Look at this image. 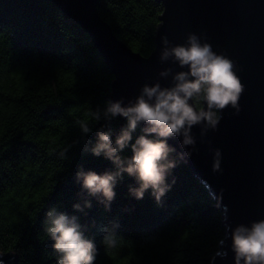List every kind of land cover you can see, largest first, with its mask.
<instances>
[{
  "label": "trees",
  "instance_id": "obj_1",
  "mask_svg": "<svg viewBox=\"0 0 264 264\" xmlns=\"http://www.w3.org/2000/svg\"><path fill=\"white\" fill-rule=\"evenodd\" d=\"M97 9L129 48L150 54L160 1L98 0ZM113 78L88 33L52 2L0 0V253H13V264H55L43 232L53 206L78 216L97 244L95 264H210L224 239L223 211L186 163L166 178L175 182L160 206L148 191L131 197L134 181L124 175L108 210L91 197L84 213L72 208L83 195L73 180L77 167L98 173L113 167L82 149L97 128L115 135L123 120L93 122L84 137L74 124L90 121V109L110 99ZM68 144L61 160L58 152ZM112 221L125 240L115 253L99 243L101 227Z\"/></svg>",
  "mask_w": 264,
  "mask_h": 264
},
{
  "label": "clouds",
  "instance_id": "obj_2",
  "mask_svg": "<svg viewBox=\"0 0 264 264\" xmlns=\"http://www.w3.org/2000/svg\"><path fill=\"white\" fill-rule=\"evenodd\" d=\"M160 44L159 61L171 62L179 69L164 68L158 72V77L170 78L168 86H162L159 80L144 83L134 98L126 102L123 97L106 99L103 107L90 109V121H74L84 137L91 132L93 122L107 124L117 117L123 120L115 135L110 128L101 127L96 129L91 146L85 142L84 152L108 160L113 167L99 173L77 167L73 180L79 184L83 195L79 202L72 204L76 212L84 213L92 207L88 197L108 210L115 197V187L124 175L134 181V186H128L131 197L142 199L148 191L156 205H162V198L175 182L174 177L167 182L166 178L196 151L193 127H199L203 143L208 131L217 129L222 110L228 107L233 115L241 111L239 101L244 85L237 75L234 60L215 51L202 34L195 32H189L180 44H172L162 34ZM172 137L179 138L183 151H176L168 143ZM70 147L68 144L59 150L61 160L66 159ZM209 150L213 155V172L221 171V150ZM220 201L218 195L216 207H220ZM44 215L43 232L52 241L55 264H95L97 244L85 236L77 215L59 211L54 206ZM118 228L117 221L101 227L99 243L104 251L115 253L123 246L125 240ZM225 237L230 240L233 264H264V219L234 227L226 225ZM218 244L221 247L211 257L210 264H215L216 257L223 259L228 254L223 249L224 239L218 240Z\"/></svg>",
  "mask_w": 264,
  "mask_h": 264
},
{
  "label": "water",
  "instance_id": "obj_3",
  "mask_svg": "<svg viewBox=\"0 0 264 264\" xmlns=\"http://www.w3.org/2000/svg\"><path fill=\"white\" fill-rule=\"evenodd\" d=\"M48 1L79 24L103 56L114 76L112 100L123 97L126 102L138 94L144 83L155 80L168 86L170 78H160L158 72L179 69L158 59L162 34L172 44L183 43L189 32L202 34L215 51L235 61L244 85L241 111L233 115L228 107L222 110L217 129L209 130L203 143L199 127L194 126L196 151L186 164L205 184L215 204L216 197L221 196L225 228L264 219V0H158L162 12L154 48L147 56L133 51L115 35L98 12V0ZM168 143L176 151H183L179 138H169ZM210 148L221 150V171L212 170ZM223 249L227 256L216 257L215 264H233L230 240L225 236ZM0 261L13 264L15 255L0 253Z\"/></svg>",
  "mask_w": 264,
  "mask_h": 264
},
{
  "label": "rangeland",
  "instance_id": "obj_4",
  "mask_svg": "<svg viewBox=\"0 0 264 264\" xmlns=\"http://www.w3.org/2000/svg\"><path fill=\"white\" fill-rule=\"evenodd\" d=\"M9 264V263H8Z\"/></svg>",
  "mask_w": 264,
  "mask_h": 264
}]
</instances>
